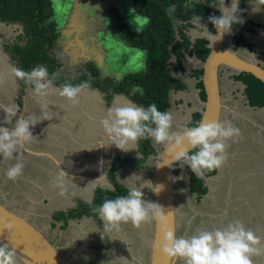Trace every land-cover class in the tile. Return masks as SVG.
<instances>
[{
  "label": "rangeland",
  "instance_id": "374dc122",
  "mask_svg": "<svg viewBox=\"0 0 264 264\" xmlns=\"http://www.w3.org/2000/svg\"><path fill=\"white\" fill-rule=\"evenodd\" d=\"M69 1L72 2V5H70L67 2V4L69 5H67L66 8L65 7L63 8V11H66V12L69 11L70 8L73 9V11L71 12L70 20L67 23L66 21L69 18L68 14L66 17L65 13L63 14L62 12H59L61 8L58 5L60 6L62 5L60 0H57L53 8L54 17H56L57 19V17L60 16L62 17L63 24L66 23V26L62 27V32H61V36L63 37L62 39L63 43L60 44L59 39H57L54 46L51 48V52H52L51 55L53 57H56L58 59L57 62L62 66L58 70V73H60L62 77L64 76V78H68L72 74H77L78 76H80L81 71L86 70L91 67L93 68V66H95L97 67V71L99 72L98 76L100 78H109V79L114 78L115 81H118L119 79L123 78L124 76L128 74H134V73L142 72L145 70L146 68L145 52L141 49H137V48H133L132 46H129L124 41L123 37L121 36V29L122 30L127 29L129 31L139 33L136 31L137 25H135L133 21L136 16L141 19L144 18L142 16H139L135 12L133 6L131 5L130 0H75V1L69 0ZM248 3L250 4V2ZM249 4H246L247 9L245 7L246 16H247L249 23L251 24L259 23L261 25H264V10L261 9L260 11L254 12L252 8L248 9V7L251 6V4L250 5ZM116 11L118 12L119 19L116 17ZM105 18H106V22L104 21ZM207 23L208 22L203 23L202 26H206ZM254 30L256 31L257 29L254 28ZM22 31H23L22 26L19 24H9L8 25L6 23H3L0 25V102L6 106L13 104L15 102L14 101L15 96L20 97L23 88H25L27 85L23 80H19L13 75L12 69L18 68V67L16 66L15 64L16 62L12 58L11 54H9L8 47L5 45V44L10 45L12 43L19 42L21 40V38H19V35L22 33ZM257 31L261 32V29H258ZM107 32L113 33L114 34V36L112 35L113 38L108 37ZM205 32L206 30L200 27H198L195 30L190 31V36H191L192 41L195 40V38L205 36L206 35ZM247 36L250 41L255 43L254 45L255 52L261 51L262 49H264V43L262 42L263 39L261 38V36L264 37V35L260 34L259 37L252 36V35H247ZM260 38L262 40H260ZM238 50H240V46L238 47ZM242 55L245 57L252 58V53L250 54L249 52L245 50L242 51ZM78 59L85 60L86 65H84L81 69H79L78 72L74 73V69H75L74 67L76 68L79 67L78 66L79 62L77 61ZM254 60H257L260 62V60L264 61V58L257 54ZM196 66H198V63L194 60V58L187 59V62L185 66L183 67V72H180L178 76L179 81L183 85V89L180 91H177L176 94H172L170 98L171 102L167 109L168 112L172 111L175 104L177 105L175 108H179L180 105L182 106L187 105L188 106L187 108H191L193 106V108L190 110L183 108L184 109L183 112H186V111L190 112L191 110L200 109L201 105H200V102L198 101H201V102L203 101L200 98H198V92L197 90H195L193 86L194 78L191 76V73H190L191 69ZM168 69L171 71L169 67ZM223 74H225V70H223ZM226 75L227 73L225 74V77ZM74 79H77L76 76H74L73 79H67V81L71 80L68 83L75 86L77 84L72 82L74 81ZM21 81L24 84H21ZM224 86L225 85L223 84V88L224 90H226ZM52 87L53 89H58L54 85H52ZM29 92L31 94H34L33 89H30ZM50 92L56 93L55 94L56 96L54 99H56L60 104H63V106L68 105V101L66 100V98L60 97L58 91H50ZM81 95H83V103H84L83 105H81V108H83V111L86 115H88L89 117L90 116L92 117L91 123L86 122V124H88L90 127H93V128L94 127H97L98 129L100 128L99 129L100 131H103V128L98 119L104 118L106 116L107 110L109 109L110 106L113 107L116 104L124 105L127 102H131L129 97L123 93L114 95L113 99H111L110 102H107L100 98L101 95H103V98H104L105 93L99 91V89L91 90V89H87V87H85L82 90ZM54 99L50 101H53ZM41 105L42 106H40L39 109H41V111L43 112L51 113V116H53L54 118L56 117L55 118L56 121L48 125L49 128L50 127L53 128L51 129V131H45V130H40L36 128L35 134L38 136L39 134H41L43 137L45 133L50 134L52 138L56 137L65 145L66 142H69V138H70L69 134L71 137L74 136L75 134L73 133L71 129H68L64 125H61V127L64 128V130L58 129V125H59L58 122L61 119V116L60 114H57V113L59 112L64 113V116H65L64 118L70 120V119H74L75 116H79L80 113H82V110H79V111H77L76 109L68 110L63 107L57 108V107H54L53 105L49 104L48 106L47 104H44V103ZM188 114L189 113H187V115ZM192 116H193V113H192ZM189 117L191 116L189 115ZM96 121H99L98 125L94 126L93 124H95ZM176 123H180V122L177 121ZM177 125L181 126V124H177ZM32 129L34 130L33 127ZM59 130H61V133ZM171 130H173V126ZM102 133L103 135H105L104 131ZM85 135H86L85 137L87 138L86 140L92 138L91 134L88 133V130L86 131ZM32 142L36 145L43 144L42 141L38 143V141L32 140ZM151 145L153 147V151L156 154L162 148L161 147L162 144L157 145L153 141H151ZM58 149L62 150L60 148ZM105 149H107V153L110 152L112 154H119V153L132 154L133 153V149L127 152L121 151L120 149L116 148L114 145H111V141L109 139L105 143ZM59 150L56 151L57 154H60ZM117 156L121 157L119 155ZM153 156L154 155H151L149 158L150 160L148 159L145 163H143L141 168L137 169L135 173L126 171L125 167L127 164H124V167L120 170V173H119V170L116 173V181L118 182L119 180L120 182L125 183L126 187L130 189L133 187L130 180H133V184H136V186L134 187H139L142 190V192L145 191L142 189L144 186L139 183L145 184V182L146 183L149 182L148 177L153 171V167H151V164L149 163L152 162V160H154V158L152 159ZM233 157L234 156H232V158ZM121 158H124V157H121ZM111 161H113V159H111ZM232 162L235 166L236 163L239 162V160L238 161L232 160ZM105 170L106 169H104V171ZM174 171L178 178V176L181 173L180 170L175 168ZM190 171L191 169L188 167V172L186 174L188 176V179H189ZM258 171L260 170L258 169ZM263 173H264V169H263ZM193 182L195 181L193 180ZM216 182H217L218 189H220L219 188L220 179L219 181L216 180ZM93 183L95 182L90 181L89 183L90 190L88 194L82 197V199L84 200L90 199L89 197L91 196L92 186H94ZM105 184H107V182L103 183V185ZM108 186L111 187L112 184L110 183ZM177 189H178V186L176 187L174 186V199L176 200V204H177L176 207H177V214H178L177 224L178 223L180 225L184 224L183 227L186 233V231L191 230L196 225H193L192 221L190 222V219H189L190 215L189 217H188V214L186 216V211L184 209L185 207L184 205H187L189 207V204H190L189 198L186 196H181L180 192ZM74 194L75 193L73 192V197H74ZM143 198L145 201L151 202L150 198H147V196L144 193H143ZM74 199H77V197H75ZM0 202L1 203L5 202V199L2 198L1 195H0ZM75 203H76V200L75 201L73 200L72 207L68 208L61 216L56 217L57 219L56 221L62 219L60 223H64V221H67L73 233L76 232V235H72L73 237H76L73 239V241H72V236L68 238V236L66 237L65 233L62 236V240L57 241L55 237H52V233L48 229V224L45 223V221H41L42 220L41 218H38L43 213V211L42 213H40L41 209H38L39 207L35 208V207H32L33 205L22 203L23 206L21 207L20 210L23 209L24 212L29 211L27 212V215L30 216L33 222L38 227H41L40 229L44 230L49 237H52L56 243L59 242L61 244L60 247H63L65 249V252H67L68 257L70 258L73 264H87V263L106 264V262L101 259L102 256L100 257L99 254H96V253H86V251L83 248V244H86L87 241H89V239L91 240L93 236L97 235V237H101V239L103 238L105 239L104 236H106V234L104 233V226L102 225L101 229L97 231L96 225L94 223H91L90 221L89 222L86 220L81 221V224H80L81 226L76 227V228H75V223L73 222L70 223V221H74V220L77 221V219L80 218L81 220L83 218L81 216H84L85 214H81L80 216V211L88 212L89 206H91L92 207L91 210H93L94 208H97L98 204L97 205L93 204V205H89L86 207L84 205L85 202L78 203V204H75ZM86 203L89 204L91 203V201L86 202ZM9 209H12V207L9 206ZM77 212H78L79 217L77 216ZM207 212L208 211L202 210L198 212V214H196L197 217L199 216V220H198L199 223L206 222L207 214H208ZM90 216H93V215H90ZM220 219L221 221H225L224 220L225 218L220 217ZM150 224H152V219L142 224L140 228H131L132 230H128L132 233L129 236V239L133 241L139 249H141V245H137L138 243H148V246H149V243L151 241V231H152ZM209 228H210V225L208 226V228L206 227V225H204V227L203 225H200V226H196L195 230L198 232L201 230H208ZM215 228L217 229V226H215V224L213 223L211 225V230H215ZM61 229H63V227H61ZM120 229L121 231L126 233L128 227L126 226V224H122L120 226ZM181 231L183 230L181 229ZM102 233H104L105 235H103ZM118 233L122 235L121 238H124L122 233L120 232ZM85 234H88L89 237H85ZM193 234L195 233L189 232L187 235L191 236ZM102 235H103V238H102ZM179 237H180V234H179ZM136 246L133 249H135ZM73 250H77L79 253H70ZM128 254L131 258L133 259L136 258L137 260V262L132 261V264H140V262L142 261H143V264H147L148 262V258H147L148 253H128ZM178 261H179L178 263L182 264L180 260ZM257 264H263V263H258L257 261Z\"/></svg>",
  "mask_w": 264,
  "mask_h": 264
},
{
  "label": "crops",
  "instance_id": "0c3cea01",
  "mask_svg": "<svg viewBox=\"0 0 264 264\" xmlns=\"http://www.w3.org/2000/svg\"><path fill=\"white\" fill-rule=\"evenodd\" d=\"M249 2L251 6L248 7V9H253L255 7V0H249ZM261 9H263V7H261ZM260 34L264 35L261 31L258 32L256 36L259 37ZM261 38L260 40H262V42L264 43V37L261 36ZM261 51H264V49H262ZM257 63L264 64V61L260 60V62L257 61ZM226 73L227 75L225 77ZM225 74L222 75L220 84L222 91H224L225 94V105L221 111L220 120L221 122L230 121L235 127L240 129L241 135L234 138V142L229 141L230 147L227 149L228 159L224 163V165L220 169H216V173L214 176L203 178L204 184L207 186V193L201 198L200 202L196 201L195 195L189 192L188 176L186 175L188 172L187 165L182 167L180 175L178 176V178L176 177L175 187L178 186L177 190L180 192L181 196H186L189 198V207L187 205H184V209L186 211V216L187 214L188 217L190 215L189 219L190 222L192 221L193 225H203V227L204 225H206L207 228L210 225V228L208 230H211V225L213 223L215 224V226H217L218 229L226 227L229 223L235 220H239L244 224L246 229H250L251 231H253L261 241V244L259 245V247L261 248V254L254 255L253 257L256 259V261H258V263L264 264V108L255 109L253 107H250L242 94L244 86H242L241 84H235L234 81L230 79V74L228 72H225ZM176 75L179 76V73H177ZM111 79L114 80L113 78ZM21 84L24 83L21 81ZM223 84L225 85L224 87L226 88V90H224ZM195 85L196 84L194 81V88ZM30 87L31 86L27 84L26 87L23 88L21 93V100L24 104L23 107L28 106L27 100H31V106L33 107L32 111L35 110V114L40 119V122L38 124H40L41 126L49 127V124L56 121V117L54 118L53 116H51V113H46L39 109L40 106H42L41 104L43 103L47 104L48 106L49 104L53 105L57 108L63 107L68 110H82V113H80L79 116H75L74 119L70 120L64 118V113H57L61 116V119L58 122V129L64 130V128L61 127V125H64L68 129H71L75 134L72 137L69 134V142H66L65 145L56 137H54L55 144H51L56 145L54 147L56 151L59 150L58 148L62 149V152H60L62 157L60 160H58L62 165L61 168L58 167L52 160L33 155L23 148L14 154L13 159L3 160V157H0V160H3V162L5 163V167L3 169L4 174L6 173L8 167L15 164L16 162H21L24 165L22 174L17 178L22 181L23 186L19 188L18 192H14L13 194H11L12 199H7V206L9 204H12L15 211H19L25 215H27V212L29 211L24 212L23 209L20 210L24 203L33 205L32 207L35 208L39 207L38 209H41L40 213H42V211L43 213L38 218H41V221H45V223L48 224V229L52 233V235L56 236L58 234V236L56 237V240L58 241L62 240V236L64 235V233H62L63 231L60 230L63 226H61L60 221L57 222V227L55 225L53 226L52 222H54V214L56 212L58 213V211L60 210L66 211L72 206L73 200H81L82 197L88 194L90 190V181L95 180L98 181L100 185H103V182H101V180H103L105 177V175L103 177L104 169H107L108 165L111 164L113 154L110 152L107 153V149H105V156L103 157L102 144H104V142L106 143L108 138L106 134L103 135V131L99 130L100 128H93L86 124V122L91 123L92 117L86 115L83 111V108H81V105L84 104L83 95H81V93L79 95L78 104L73 105L68 102V105L63 106V104H60L56 99H54L56 96L55 92L53 93L49 91L50 93L46 97L41 98L36 96L35 94H31L29 91L32 88ZM52 99L54 100L50 101ZM176 106L177 105L175 104L174 108ZM187 107V105H180L179 108L172 109L171 113H173L174 116L173 130L177 129V124H181V126L184 127V125L190 120V112H183L184 109L190 110V108ZM2 108L3 107L0 106L1 110ZM192 108L193 106L191 107V109ZM187 113L189 114L187 115ZM100 119L98 120L101 121ZM99 121H96L93 125H98ZM177 121H179L180 123H176ZM86 129L92 136V138L88 140H86L87 138L85 137V133L87 131ZM26 146L28 148L31 147L29 143H27ZM136 148L138 150V145H136L135 149H133V152L136 150ZM230 148L233 149V152L235 149L239 148L238 152H241L240 156L242 157L238 156V160L240 163H236L238 169L237 171H235L234 169V164L232 162L234 158H232L233 154L230 152ZM29 149L44 150L47 153H52L50 149H47L45 147H31ZM123 155L127 154L123 153ZM153 163V160L149 163L151 164V167H153ZM123 167L124 165L121 168ZM125 168L126 171L131 170L130 168L128 169V166H126ZM258 169L260 171H258ZM60 170L64 171L68 178H66L65 185L67 191L64 193V195H60V189L54 187L56 177ZM96 173H98L99 179L98 177L95 178ZM219 179V186L223 187L222 191L218 189L217 186L216 180L219 181ZM130 182L132 183V186H136V184H133V180H130ZM139 184L143 186L147 185L146 182L145 184ZM0 189H2L1 185ZM0 192L2 198H5L6 192L3 189L0 190ZM73 192L75 193L74 197ZM143 193L146 196H149L148 188H146ZM75 197H77V199H74ZM84 201L87 202L89 201V199ZM202 210L208 211L205 223H199V216L197 217L196 215ZM220 217L225 218V221H221ZM31 222L36 225L33 222L32 218ZM71 222L75 223V228L81 226V222H78L76 220L70 221V223ZM150 225L152 229V224ZM183 225L184 224L180 225L178 223L177 233H179L180 236H188L187 234L189 232H197L195 230L196 226H194L191 230L186 231L185 233ZM181 229L183 231H181ZM70 231L73 232L72 229H70ZM72 235H76V232L68 233L66 234V237L68 236L69 238ZM74 238L76 237L72 236V241ZM110 257L112 258L113 256ZM133 261L137 262L136 258H134ZM127 262H129L128 264H132L131 260H128ZM140 264H143V261L140 262Z\"/></svg>",
  "mask_w": 264,
  "mask_h": 264
},
{
  "label": "clouds",
  "instance_id": "9594fccd",
  "mask_svg": "<svg viewBox=\"0 0 264 264\" xmlns=\"http://www.w3.org/2000/svg\"><path fill=\"white\" fill-rule=\"evenodd\" d=\"M239 5L240 0H233L229 8L225 5V0H220L219 5L210 6L221 13L219 17L215 15L209 17L215 32L202 26L200 16L194 17L192 23L205 29L214 44L225 35H230L234 26L243 23ZM262 5L264 0H255L253 11H260L261 7H264ZM175 7L170 5L166 10L167 13L171 15ZM149 22L147 18L141 19L137 16L133 21L139 33ZM12 73L17 79L32 86L36 96L43 98L49 94V91H58L61 97L66 98L73 105L79 103L80 93L88 87L87 83L75 86L65 83L59 89H53L52 81L58 74L53 73L49 79L48 70L43 65L27 72L13 68ZM133 91L142 93L139 87L134 88ZM2 110L6 114L3 123L12 125L13 118L17 117L19 112V106L13 103L4 106ZM173 119V113L159 111L155 103L144 108L127 102L124 105L110 107L100 124L111 145L125 152L135 149L140 139H151L157 145H164L174 139L177 147L187 145V149L182 148L174 161H182L179 167L187 165L199 178L224 165L228 159L229 141L234 142V138L241 135L240 129L230 121L198 123L196 126L185 128L182 135H176L171 131ZM39 122V117L33 113L28 117L17 118L11 131L7 127H0V157H3V160L13 159L14 154L33 139L30 128ZM189 149L197 151L189 155ZM157 154L153 156V169ZM23 168V163L16 162L6 170V178L15 181L22 174ZM66 178V173L60 170L54 183V187L60 189V195H64L67 191ZM156 189L155 192L158 193L160 189ZM154 209L161 208L155 203L145 201L139 187H132L127 195L107 199L93 211L103 222L104 233H106L118 230L121 224L131 223L134 228H140L151 218L159 216V212L153 211ZM260 244V238L253 231L246 229L241 221L235 220L224 228L201 230L191 236L177 237L173 232H167L164 236L162 251L168 258L178 259L182 261V264H254L252 257L261 254ZM15 257L14 249L0 244V264H16Z\"/></svg>",
  "mask_w": 264,
  "mask_h": 264
},
{
  "label": "trees",
  "instance_id": "16d2710c",
  "mask_svg": "<svg viewBox=\"0 0 264 264\" xmlns=\"http://www.w3.org/2000/svg\"><path fill=\"white\" fill-rule=\"evenodd\" d=\"M60 1L62 5H58L61 8L59 12L67 14L66 11H63V8H66L69 4L71 5L72 2L69 0ZM130 1L135 12L139 16L147 18L150 22L140 33L121 29V36L129 46L145 52V70L128 74L118 81H114L111 78H100L97 67L93 66V68L81 71L78 81L73 83L77 85L87 83L89 89H99L106 94L105 100L107 102H110L114 95L123 93L137 106L147 108L149 105L155 103L159 111L165 112L170 105L172 94H176L177 91L183 89V85L176 74L183 72L187 59L195 58L200 63H203L210 52L209 40L207 38L198 37L192 41L190 31L198 28L192 23V20L194 17L200 16L201 24L208 22L207 29L214 32L215 29L209 22V17L213 15L218 17L220 12L215 7L210 6L219 5L220 0ZM56 2L57 0H0V22L22 26L23 31L19 35L21 40L8 47L19 69L27 72L35 67L46 65L49 68L50 78L53 73H56L55 69L58 65H56L50 51L59 37L61 27L65 25L62 22V17L58 16L57 19L54 17L53 8ZM226 2L228 0H225ZM248 2L249 0H240L239 8L243 23L234 26L232 33L225 37L226 46L238 54H242L243 50H247L251 54L255 48L254 43L249 40L247 35L256 36L259 32L257 31L258 29H261L262 33H264V25L249 23L245 10ZM170 5L176 6L175 11L171 15L166 11ZM116 17L119 19L117 11ZM251 26L257 29V32ZM112 35L114 36L113 33H110L108 37H112ZM239 46L240 50H238ZM256 54L264 58V51H256ZM260 65L264 68V64ZM190 73L196 80L195 88L199 89V97L204 101L205 94L201 82L202 69L193 68ZM231 77L244 85L242 94L250 107L255 109L264 108V83L249 73H239ZM54 80L58 83L62 82V78L56 77ZM137 87L142 89V93L133 91ZM200 119L201 115L194 113L189 127L196 126ZM151 141V139H140L138 141L137 145L140 157L125 159L115 157L110 164L108 172L113 189L97 188L94 191L91 203H84V205L87 207L98 204V208L107 199H115L119 196L127 195L129 190L117 183L116 173L124 164H130L135 169L141 168L149 156L156 154L153 151ZM195 151L197 150H191L189 155ZM180 163L182 161L176 162L172 166L175 176L174 170L175 168L179 170ZM215 173L216 170L207 172L204 177L214 176ZM204 177H196L192 171L189 173L188 189L191 194L195 195L196 201L207 193ZM91 209L92 207L89 206L88 212L80 211V216L81 214H85L87 216L93 215L92 217H98V214ZM62 214V212L56 213L55 218ZM77 216L79 217L78 212Z\"/></svg>",
  "mask_w": 264,
  "mask_h": 264
},
{
  "label": "water",
  "instance_id": "95a60500",
  "mask_svg": "<svg viewBox=\"0 0 264 264\" xmlns=\"http://www.w3.org/2000/svg\"><path fill=\"white\" fill-rule=\"evenodd\" d=\"M233 0L225 3L231 7ZM221 15V13H220ZM219 15V16H220ZM224 36L221 40L213 44L210 35V52L203 63H200L202 69L201 82L205 94V100L200 102L201 119L199 123L219 122L221 111L224 107L221 97V71L226 70L229 74L249 73L264 83V68L252 58L238 54L233 49L226 46ZM0 106L5 105L0 102ZM26 110V107H24ZM20 117L24 115L22 111ZM0 127H7L2 126ZM9 131L12 127H7ZM185 127L177 126L172 133L182 135ZM103 152H104V145ZM187 145L177 147L175 140L166 142L160 153L155 156L154 169L150 175L147 188L152 203L158 205L161 209L159 216L152 218L151 241L148 249V264H175L164 255L162 251L164 236L167 232H173L177 236V213L174 199V186L176 185V176L172 166L176 163L175 156L182 148L187 149ZM29 153L47 157L58 167H62L58 159L44 150L24 148ZM193 149H189L190 152ZM102 152V153H103ZM106 171V170H105ZM106 175V172L104 173ZM159 188L160 191L155 192ZM0 244L7 245L9 249L16 251V264H71L69 257L64 253V248L55 245L49 240L45 233L38 229L36 225L29 222L27 215H20L7 208L6 203H0Z\"/></svg>",
  "mask_w": 264,
  "mask_h": 264
},
{
  "label": "flooded vegetation",
  "instance_id": "af4514ba",
  "mask_svg": "<svg viewBox=\"0 0 264 264\" xmlns=\"http://www.w3.org/2000/svg\"><path fill=\"white\" fill-rule=\"evenodd\" d=\"M75 1V0H74ZM65 3V2H64ZM72 5V4H71ZM73 11V9H71L70 8V10L69 11H67V14H68V16H69V18H68V20L66 21V23L67 22H69V20H70V17H71V12ZM67 14L65 15L66 17H67ZM89 15H90V13H89ZM219 17V16H218ZM107 18V17H106ZM106 18H105V22H106ZM55 21V20H54ZM66 23H65V25H63L62 27H64V26H66ZM1 24H3L2 22H0V25ZM9 25V24H8ZM106 25H108V24H106ZM62 27H61V30H60V32H59V37H58V39H59V43L60 44H62L63 42H62V39H63V37L61 36V32H62ZM206 27H207V25H206ZM215 32V31H214ZM206 33V35L205 36H202V37H205V38H207V36H209L210 34L206 31L205 32ZM109 32H107V36H109ZM226 36V35H225ZM208 39V38H207ZM74 41H75V39H74ZM76 41H77V39H76ZM226 41V40H225ZM76 43V42H75ZM14 43H12V44H10V45H7V44H5L7 47H11L12 45H13ZM10 49V48H9ZM50 53L52 54V52L50 51ZM9 54H10V52H9ZM242 55V54H241ZM252 55H255V50H253L252 51ZM257 55V54H256ZM255 55V56H256ZM54 59H55V62H56V65H58L57 66V68L55 69V72L58 74L57 75V77L58 78H61L62 76H61V74L60 73H58V70L62 67L57 61H58V59L56 58V57H54ZM194 60L198 63V66H196V67H194L195 69L196 68H201L200 67V61L199 60H197V59H195L194 58ZM79 63H78V66L80 67H78V68H76V67H74L73 69H74V73L75 72H78L79 71V69H81L84 65H86V63H85V60H82V59H78L77 60ZM89 63V62H88ZM16 64V63H15ZM16 66H17V64H16ZM43 66H45L46 68H47V70H48V73H49V68L46 66V65H43ZM18 67V66H17ZM19 68V67H18ZM193 69V68H192ZM225 72H227L226 70H225ZM222 75H223V70L221 71V76L220 77H222ZM232 75H236V74H233V73H230V75H229V77H230V79L231 80H233L234 81V83L235 84H241L242 86H244L242 83H240L239 81H235L234 79H232ZM74 76H76V78L77 79H74V81H72V82H77L78 81V78H79V76L77 75V74H72V75H70L68 78H64V76L62 77V82L61 83H58L56 80H53L52 81V85H54L55 87H57V88H60L63 84H65V83H68L69 81H71V80H68L67 81V79H73V77ZM202 77V76H201ZM49 79H51L50 78V76H49ZM194 81H195V84H196V80L194 79ZM31 88H32V86H31ZM87 89H89L88 87H87ZM91 90H94V89H91ZM195 90H197V92H198V98H200L199 97V89H196L195 88ZM100 91V90H99ZM220 92H221V97H222V99L224 100L225 99V94H224V91H222V88L220 89ZM106 95V94H105ZM105 95H104V98H103V95H101V99H103V100H105ZM114 97V96H113ZM21 98V96L20 97H16L15 96V98H14V101H15V104L17 103V105L19 106V112L17 113V117H15V118H13V121H12V125H14L15 124V120L17 119V118H19L20 117V115H19V113H21L22 111L24 112V115L23 116H25V117H28L29 115H31V114H33V113H35V110L34 111H32V109H33V107L31 106V100L29 99V100H27V103H28V106H26V110H24V104L22 103V100L20 99ZM106 101V100H105ZM133 103V102H132ZM223 103H224V105H225V101H223ZM224 108V107H223ZM191 109V108H190ZM200 109H201V106H200ZM200 109H196V110H191L190 111V120L188 121L189 123H186L185 125H184V127L185 128H190V127H187V126H189V124H190V122H191V120H192V113L194 114V113H199V110ZM200 114V113H199ZM5 113L3 112V110H1L0 109V125H2V126H7V127H12V125H8V124H4L3 123V121H4V119H5ZM201 115V114H200ZM220 122H221V120H220ZM59 124V123H58ZM34 130L32 129V128H30V131L32 132V135H33V141L35 140V141H38V143H40V141H42L43 142V144H40V145H36V144H34L33 142H32V140L30 141V142H28L29 144H30V146L31 147H34V148H47V149H50L51 150V154L52 155H54L58 160H60L61 159V157H62V155L61 154H57L56 153V150L54 149V147L56 146V145H51V144H53L54 143V138H52L51 137V135L50 134H47V133H45L44 134V137L41 135V134H39V136L38 135H36L35 134V129L37 128V129H40V130H45V131H51V129H53V128H49V127H44V126H41V125H39V124H36L34 127ZM60 131V133H61V130H59ZM63 134V133H62ZM65 134V133H64ZM57 135H59V134H57ZM37 136V137H36ZM40 137V138H39ZM37 143V144H38ZM104 144H105V142H104ZM27 145V144H26ZM31 147H29V148H31ZM161 147H163V145H161ZM241 148V147H240ZM162 149V148H161ZM160 149V150H161ZM230 152L233 154L232 156H234L233 158H234V161H238V156H240V154H241V152H238V150H239V148H237V149H235L234 150V152H233V149H231L230 148ZM60 152H62V150L60 151ZM104 153H105V145H104V152H103V157H104ZM117 155H119V156H121V157H124V158H122V159H125V158H133V157H140L139 155V151L137 150V148H136V150L132 153V154H127V155H123V153H119V154H113V158L112 159H114L115 157H118ZM121 157H118V158H121ZM240 157H242V156H240ZM44 158H47V157H44ZM150 158V156L147 158V160ZM49 159V158H48ZM146 160V161H147ZM4 162H3V160H0V185L2 186V189L6 192L5 193V202L4 203H6L7 202V199L8 200H10V198L12 199V197H11V194H13L14 192H18L19 191V188H21L23 185V183H22V181L20 180V179H17L16 181H12V180H10V181H8L6 178H5V174L3 173V169H4ZM128 165V164H127ZM126 165V166H127ZM131 169L130 171H132L133 173H135V171L137 170V169H135L134 167H131V165H128V169ZM109 169H110V164L108 165V167H107V169H106V171H104V173L106 172V175H105V177H104V180H105V183L107 182V184H105V185H100L99 184V182L98 181H95V180H92V182H95V183H93L94 184V186H92V190H91V196L89 197L90 199H89V201H91L92 200V197H93V195H94V191L97 189V188H102V189H107V188H112L113 189V184L111 183V181L109 180V177H108V172H109ZM122 168H120L119 169V171L121 170ZM234 169H235V171H237L238 169H237V165H235L234 166ZM179 170H180V172H181V170H182V168L180 167L179 168ZM96 177L95 178H99V176H98V173H96V175H95ZM149 178H150V176H149ZM90 183V182H89ZM112 184V186L111 187H109L108 185L109 184ZM117 183H119L120 185H122L124 188H126V189H128L129 190V188L128 187H126V185H125V183H123V182H120L119 180H118V182ZM134 187V186H133ZM146 188H147V185L146 186H144L142 189L143 190H146ZM220 188V190L222 191L223 190V187L222 186H220L219 187ZM2 189H0V190H2ZM0 195H1V192H0ZM2 197V196H1ZM147 198H150V195L149 196H147ZM151 200V199H150ZM200 200H201V198L198 200V202H200ZM89 201H87V202H89ZM83 202H85L83 199H81V200H77L76 201V203L75 204H78V203H83ZM1 203V202H0ZM86 203V202H85ZM175 205H177L176 203H175ZM9 206H11L12 207V209H9ZM72 207V206H71ZM7 208L9 209V210H11V211H14L15 213H17V214H20V215H24V214H22L21 212H19V211H15L14 209H13V206H12V204H9L8 206H7ZM176 209H177V207H176ZM58 212H62V213H64L65 211H62V210H60V211H58ZM57 213V212H56ZM55 213V214H56ZM176 213H177V211H176ZM55 214H54V217H53V221L54 222H52V224H53V226L55 225L56 227H57V225H58V223L57 222H61L62 221V219L61 220H58V221H56L57 219L55 218ZM81 217H83L81 220H80V218L79 219H77V221L78 222H81V221H84V220H86V221H90L91 223H94L95 225H96V229H97V231L99 230V229H101V227H102V225H103V222L100 220V218H99V216L98 217H92V216H87V215H84V216H81ZM28 220H29V222H31V218H30V216L28 217ZM32 223V222H31ZM64 223H65V221H64ZM64 223H61V226H63L64 225V229H60V228H58V229H60V230H62L63 231V233H65V234H68V233H73V232H71L70 231V226H69V223H67V221H66V224H64ZM122 225V224H121ZM52 226V225H51ZM126 226L128 227V229H127V232L126 233H124L123 231H121V229L119 228L118 230H113V231H111V232H108V234H107V232L105 233L106 234V236H104L105 237V239L103 238V239H101V237H97V235L96 236H93L92 238H91V240L89 239V241H87V243L86 244H83V248H84V250L86 251V253H96V254H99V256L101 257L102 256V260H104L105 262H106V264H128L129 262H127L128 260H131V261H133V259L129 256V254L128 253H149L148 252V249H149V246H148V243H138L137 245H141V249H139L137 246H136V244L133 242V241H131L130 239H129V236L132 234L130 231H128V230H132L131 228H134L132 225H131V223H128V224H126ZM37 227V226H36ZM38 229H40L39 227H37ZM54 229V228H53ZM95 229V230H96ZM149 229H150V227H149ZM40 230H42V229H40ZM136 230H138V229H136ZM44 233H45V235L49 238V240L51 241V242H53L55 245H57V246H59L60 247V243L59 242H55L54 241V239L52 238V237H55V239H56V237L58 236V234L56 235V236H54V235H52V237H49L48 235H47V233L44 231V230H42ZM134 231V230H133ZM118 232H120V233H122L123 234V237L124 238H121L122 237V235H120ZM104 234V235H105ZM85 237H89L88 236V234H85ZM177 237H179V233H177ZM84 239V238H83ZM141 242V241H140ZM80 246V245H79ZM136 246V248L135 249H133L134 247ZM137 249V250H136ZM64 253H67V252H65V249H64ZM70 253H79L77 250H73V251H71ZM110 256H113L112 258L110 257ZM148 258V257H147ZM252 259H253V261H254V263H256L257 264V261H256V259L254 258V257H252ZM69 260H70V258H69ZM70 262H71V260H70ZM123 262V263H122ZM179 261H178V259L175 261V264H180V263H178ZM182 262V261H181ZM148 263V262H147ZM71 264H73L72 262H71ZM131 264V263H130Z\"/></svg>",
  "mask_w": 264,
  "mask_h": 264
},
{
  "label": "bare ground",
  "instance_id": "6f19581e",
  "mask_svg": "<svg viewBox=\"0 0 264 264\" xmlns=\"http://www.w3.org/2000/svg\"><path fill=\"white\" fill-rule=\"evenodd\" d=\"M103 177H104V174H103ZM101 182H103V183H104V182H105V180L103 179V180H101Z\"/></svg>",
  "mask_w": 264,
  "mask_h": 264
}]
</instances>
